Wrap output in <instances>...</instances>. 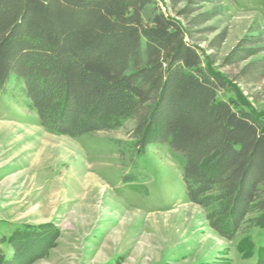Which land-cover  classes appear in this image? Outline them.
<instances>
[{"label": "trees", "instance_id": "1", "mask_svg": "<svg viewBox=\"0 0 264 264\" xmlns=\"http://www.w3.org/2000/svg\"><path fill=\"white\" fill-rule=\"evenodd\" d=\"M155 1L0 0V91L8 96L21 84L40 124L59 134L78 137L134 118L142 148L166 144L182 156L190 200L217 203L214 225L232 238L252 213L264 225V114L205 63L179 20L165 12L144 19ZM201 2L190 0L180 14ZM255 43L264 49L258 36L240 44L236 57L250 56ZM243 73L261 79L264 57ZM14 236L1 240L9 248L0 249V264L18 254Z\"/></svg>", "mask_w": 264, "mask_h": 264}, {"label": "rangeland", "instance_id": "2", "mask_svg": "<svg viewBox=\"0 0 264 264\" xmlns=\"http://www.w3.org/2000/svg\"><path fill=\"white\" fill-rule=\"evenodd\" d=\"M189 1L156 0L144 19L165 12L179 20L205 63L264 114V76L243 73L264 49L255 43L240 58L235 51L264 38V0H203L181 15ZM203 12L217 15L190 24ZM20 87L0 91V249L8 251L4 237L20 245L8 264H260L259 213L232 238L218 231L219 205L190 200L182 156L166 144L142 148L134 118L78 137L55 133Z\"/></svg>", "mask_w": 264, "mask_h": 264}]
</instances>
